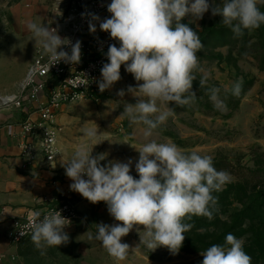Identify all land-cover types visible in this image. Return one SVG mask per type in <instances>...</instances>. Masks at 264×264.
<instances>
[{"label":"rangeland","instance_id":"374dc122","mask_svg":"<svg viewBox=\"0 0 264 264\" xmlns=\"http://www.w3.org/2000/svg\"><path fill=\"white\" fill-rule=\"evenodd\" d=\"M220 2L215 0L216 4ZM76 3L77 0H0V86H5L2 90L13 80L22 78L37 52L44 50L36 44L26 22L55 28ZM209 3L211 5L213 0ZM257 7L264 12V0H257ZM221 20V16L212 15L210 8L202 19L195 20L189 14L180 21L197 31L204 45L197 55L208 81L201 88L202 73L197 71V79L193 81L195 102L183 107L170 104L175 114L148 138L158 143H174L185 153L195 151L201 156L210 155L216 163H228L220 170L230 173L231 182L213 193L218 198L213 218L185 219V223H192L194 227L184 234L178 253L163 246L149 250L141 243L137 231L139 228L143 232V226H134L121 238L122 243L129 245L128 255L124 260H117L100 241L89 237L95 235L96 224L119 222L109 214L105 202L89 201L85 210L65 226L64 231L69 235L67 244L45 247V254L41 255V249H37L33 241H27L18 245L13 254L4 255L0 264H201V252L213 244L223 245L229 233L243 240L244 250L252 258L251 264H264V68L261 67L264 62L256 58L254 49L257 47H249L250 43L264 45V24L244 30V34L237 37L220 23ZM246 43L245 52L239 55L238 51ZM120 74L121 79L99 97L60 107L55 118V124L61 128L59 157L70 161L76 148L87 142L84 130L97 128L100 143L93 146L92 155L106 154L102 166L109 161L131 159L130 174L139 179L135 164L139 159L137 149L148 142L143 136L145 126L132 124L121 114L125 104L134 105L139 99L128 93L127 87H136L143 81L137 82L125 70V65L121 66ZM238 80L242 81V92L235 97L230 89ZM211 87L221 89L226 112L213 107L208 95ZM120 90H125L123 97L117 94ZM258 174L261 178L256 184L244 182L257 179Z\"/></svg>","mask_w":264,"mask_h":264},{"label":"clouds","instance_id":"9594fccd","mask_svg":"<svg viewBox=\"0 0 264 264\" xmlns=\"http://www.w3.org/2000/svg\"><path fill=\"white\" fill-rule=\"evenodd\" d=\"M210 8L212 15L221 16L220 23L237 37L242 36L244 30L264 24V12L257 7V0H221L219 4L213 0L211 5L209 0H111L107 6L111 18L100 23V29L110 33L120 46L108 47L109 62L101 68L99 90L103 92L121 79L122 65L137 82L143 81L136 87H127V92L139 99L134 105L125 104L121 115L132 124L142 123L143 136L148 142L137 149L139 159L135 170L139 179H135L130 174L131 159L101 165L106 154L92 155L93 146L100 143V134L97 128H86L83 135L87 142L81 143L65 163V174L73 181L71 190L94 204L105 202L109 214L119 222L96 224L95 235L89 237L100 241L117 260H124L129 252V245L122 243L121 238L138 225L144 228L143 232L139 228L137 231L146 248L155 250L163 246L178 253L184 234L194 227L192 223H185V219L191 220L193 216L212 219L218 204L213 193L231 182L230 173L218 171L210 155L201 156L195 151L185 153L174 143L148 139L175 114L170 104L183 107L195 102L193 81L197 79V71L202 73L200 87L207 84L208 75L200 68L197 55L204 45L197 31L180 21L189 14L195 20L202 19ZM88 15L92 21L99 20L94 13ZM26 28L36 44L50 56L53 65L61 61L80 62L81 41L71 44L69 53L62 46L71 42L58 34V28L33 21H27ZM89 31H96L94 23L89 22ZM230 92L239 97L242 81H235ZM117 94L123 97L125 90ZM208 95L216 110H228L219 87L208 88ZM33 217L28 227L41 255L45 254V247L69 242V235L64 231L68 220L60 211L43 215L42 219L37 211ZM201 255V264H251L252 259L244 250L243 240L231 233L226 235L223 245L213 244Z\"/></svg>","mask_w":264,"mask_h":264},{"label":"built area","instance_id":"2783aa9c","mask_svg":"<svg viewBox=\"0 0 264 264\" xmlns=\"http://www.w3.org/2000/svg\"><path fill=\"white\" fill-rule=\"evenodd\" d=\"M111 0H77L67 18L55 24L58 34L70 40L62 46L71 52V44L81 41V60L70 64L61 61L53 65L50 56L39 50L28 65L17 91L0 94V108L12 107L25 110L28 115L22 125V141L19 144L21 156L28 162H36L42 167L53 164L60 156L59 132L55 124L60 107L79 100L93 99L101 93L98 81L102 80L101 68L108 63L107 51L111 44L119 47V42L110 37V33L100 29V23L111 18L107 6ZM88 13H94L99 20L92 21ZM83 14V15H82ZM89 22L94 23L96 31H89ZM36 115L37 118L32 116ZM87 179V177H84ZM73 183V181H72ZM70 190H64L50 198L43 196L35 200L34 207L23 215L10 219V227L5 233L9 245L18 246L32 241L28 225L34 219L33 213L43 215L60 211L71 223L78 215L76 203ZM26 233L22 236L20 233ZM4 258L0 254V262Z\"/></svg>","mask_w":264,"mask_h":264},{"label":"crops","instance_id":"0c3cea01","mask_svg":"<svg viewBox=\"0 0 264 264\" xmlns=\"http://www.w3.org/2000/svg\"><path fill=\"white\" fill-rule=\"evenodd\" d=\"M22 78L13 80L11 85L6 86V90H2L5 86H0V94L17 91ZM27 115L25 110L0 108V254L5 256L13 254L17 247L9 245L5 239L10 219L19 217L34 207L37 198H53L66 189L70 190L78 213L85 210L86 203L89 202L70 189L72 180L65 174L67 158L59 157L50 166L42 167L21 156L19 144ZM32 117L37 118L36 115Z\"/></svg>","mask_w":264,"mask_h":264},{"label":"trees","instance_id":"16d2710c","mask_svg":"<svg viewBox=\"0 0 264 264\" xmlns=\"http://www.w3.org/2000/svg\"><path fill=\"white\" fill-rule=\"evenodd\" d=\"M260 44V43H259ZM261 46H259V45H257V44H254V43H250V45H249V47H252L253 49L255 48V47H257L256 49H254V50H257V54H256V58H261L260 60H262V62H264V45H262V44H260ZM247 46H248V44L246 43V44H243L242 46H241V49L238 51V54L239 55H243V53L245 52V50H246V48H247ZM248 52H250V51H248ZM262 64H264V63H262ZM262 68H264V65H262L261 66ZM100 95H98L97 97H99ZM226 165H228V163L226 164V163H222V164H220V163H216V162H213V166L217 169V170H220V168H222L223 166H226ZM261 178V176H259V174H258V176H257V179H253V178H251V179H246L244 182L246 183V184H251L252 182H254L255 184L259 181V179ZM210 247V246H209ZM208 248V247H207Z\"/></svg>","mask_w":264,"mask_h":264}]
</instances>
